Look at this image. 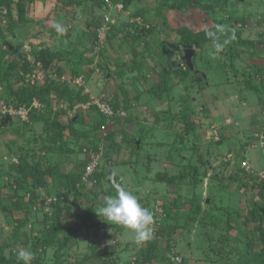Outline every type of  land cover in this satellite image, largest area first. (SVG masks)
Segmentation results:
<instances>
[{
    "label": "rangeland",
    "instance_id": "rangeland-1",
    "mask_svg": "<svg viewBox=\"0 0 264 264\" xmlns=\"http://www.w3.org/2000/svg\"><path fill=\"white\" fill-rule=\"evenodd\" d=\"M41 1L43 5L48 4L49 9L41 8ZM41 1L32 0V3L27 4L25 16L28 21L19 20L16 9L12 8L11 15L17 21L16 25H13V30L7 29L8 25L12 24L7 12L0 11V63L17 62L18 67L13 78L15 88L26 85L32 87L44 84L48 79H57L74 92L83 89V94L89 96V102L78 104L71 110L64 102L58 107H53L54 112L64 111L65 117H60L61 122L70 119L74 122L70 127L74 134L68 137L69 132L66 131L65 148H61L60 144L55 146L47 144V131L41 123L23 122L19 117H11L10 124L3 125L1 123L3 117L7 118L2 114L4 108L16 107L11 103L7 106L9 105L7 101L11 102L8 92L0 88V204L6 207L10 203L12 195L15 194L16 180L20 179L16 172L10 171L11 166L26 160L32 165L39 164L41 169L46 168L48 164L58 169L53 172V176L43 178L47 184L46 188L36 185L33 186L35 189L31 186L27 189L24 201L29 202L32 199L33 205H26L20 212L11 210L6 213L0 208V244L5 246L6 256L15 255L20 248L28 247L34 253L31 264H53L58 259L65 264H71L80 262L92 251H97L116 256L118 263L139 264L141 252L146 248L147 241L137 243L133 231L107 221L104 216L97 215V210L104 204L106 198L116 194V185L120 184L135 195L141 205L153 214L154 221L162 219L161 223H163L165 217L163 206L175 199L183 202L188 197L191 188L188 184L189 175H192L190 172L194 166L202 175L198 187L194 190L197 197L202 200V209L207 214L212 213L207 207L212 199L217 201L219 209L228 204L229 213L232 214V224L240 222L243 232L244 220L248 208L251 207L250 201L253 199L254 191L249 190L243 195L242 191L240 193L237 191V185L228 178L230 173L234 172L235 162L253 177L257 178L262 171L264 158L262 148L259 146L264 145V125L248 123L241 129L243 131L241 134V130L237 132L238 125L235 123L231 122V125L219 123L224 121L222 117H225L226 113L210 112L213 102L224 90L228 92L233 90L234 94L241 95L246 91L242 89V83L247 85L251 82L257 86H264L262 73L264 63H262L254 67L262 69L261 71L259 68L254 73L255 80L249 77V72L252 71L250 67L246 74H241V76L244 74L240 76L242 83L233 82L236 84L233 88L222 89V83L226 80L225 76L223 77L224 67L230 71V76L235 78L232 67L235 66L236 61L239 69L245 70L251 60L255 61L254 58L260 57L262 58L260 61L263 62L264 55L256 52L251 46H235L232 41L218 58L213 59L208 55L212 48L209 41L202 49L195 48L193 57L201 81L195 79L192 87L186 89L185 85L179 83L178 78L172 74L171 91L168 94H161L158 99L156 95L147 91L158 79L157 65L167 62L172 64L175 60L174 66L184 69L186 64L182 48L174 47L177 40L175 34L167 36L162 29L152 34L148 31L156 28V25L160 27L166 25L171 29L185 26L193 32H201L214 29L215 24L220 23L226 27L229 35L234 31L235 41L237 38L247 37L246 40L253 43L264 42V0H241V2L191 0L195 7L185 6L183 3L185 0H172L174 2L165 3L161 10L159 7L163 0H136L127 11L124 9L102 11L89 0ZM108 15L112 23L105 19ZM92 18H98L96 21L100 20L99 29L104 28V30L101 31V35L97 31L94 39L86 40L83 33L86 30L89 32L94 30L92 27L88 28ZM57 22L66 31L58 34L52 26ZM111 31L117 35L114 40L110 38V41ZM243 31L249 32L244 35ZM129 32L138 37L137 42L133 43L131 40L125 42L124 38ZM65 35H68V38H64ZM224 38L221 36V40ZM41 49L63 53L65 59L79 64V75L74 78L71 76L65 60L56 63L64 69L61 77L52 70H44L41 62H35L30 55L31 52ZM235 53L236 57L232 60L230 57ZM21 56L28 57L30 73L23 71ZM137 56L144 61L143 74H132L126 69L121 70L122 65L130 66ZM81 77L82 80L77 83ZM199 82L204 83L206 89H202ZM122 87L128 92L127 97L130 102L127 104ZM207 93L212 96L209 98ZM115 94H118L120 99V107L117 109L112 106ZM213 96L216 98H212ZM255 96V94L252 96L254 102ZM103 97L108 101L115 116L111 119L106 118L105 123L98 130L95 124L99 122L101 113L94 106V102ZM33 104L37 108L41 107L36 101ZM222 105L226 104L223 102ZM93 106L96 110L91 109ZM187 109L193 114L189 119L195 126L197 140L184 137L182 133L184 127L176 120L177 116ZM250 114L246 113L245 117ZM173 118L176 121L172 123ZM166 120L171 124L165 122ZM229 121L227 120V123ZM109 132L113 134L111 138L108 136ZM82 134L95 137L93 138L95 145L100 148L101 153V156L98 155L99 158L101 157V168L106 169H104L102 194L94 202L88 200L93 198L89 188L91 190L97 188L94 182L89 180V188H85L84 195L80 196L69 193L65 180L57 176V171H73L80 162H89L91 157L89 154L93 146L79 139ZM182 136L185 138L183 142L180 139ZM125 138L127 142L124 141ZM202 161L203 163H200ZM165 174L170 177L182 174L186 177L178 184L157 180L158 175ZM23 182L24 185L35 184L28 180ZM58 202L63 208L62 222L71 230L80 227L85 211L92 206V203L94 206L91 217L100 225L91 229L90 224L87 229H80L84 231L81 236L78 235L77 243L71 248L58 252L57 255V244L43 253L39 248L38 237L42 236L46 215L52 214L53 205ZM189 207L186 201L182 208L172 211L179 226L184 224L186 219L184 211ZM29 215L32 220L24 227L18 228L17 220ZM210 223L204 226L195 224L191 230L178 229L173 233L161 229L162 225H160L158 227L160 229H156L159 234L157 237L160 260L169 258L171 264H234L238 243L231 239L227 241L226 228L219 224L214 227L212 221ZM154 234L152 233L151 238ZM154 264H158V261Z\"/></svg>",
    "mask_w": 264,
    "mask_h": 264
},
{
    "label": "trees",
    "instance_id": "trees-1",
    "mask_svg": "<svg viewBox=\"0 0 264 264\" xmlns=\"http://www.w3.org/2000/svg\"><path fill=\"white\" fill-rule=\"evenodd\" d=\"M94 6L99 8V10L104 11L106 9V3L105 0H89ZM115 2H123V9L125 11L129 10L130 6L134 3L136 0H112ZM176 1V0H174ZM172 0H163L160 4V8L166 3L174 2ZM28 3H32V0H18L17 2L14 0H0V11L5 10L7 12L8 19L12 22V24L8 25V30H13V25H16V22L11 15L12 8L14 7L16 9V13L18 16V19L23 21H28V18L25 16V10ZM185 6L188 7H195L194 3L191 0H185L183 1ZM136 14H134L135 16ZM98 19V18H96ZM96 19L91 20L90 26L88 28H94L93 31L89 32L86 30L85 33H83V37L86 40L94 39L96 36L97 31H99L100 28V20L96 21ZM160 29H162L163 32H165L168 35L175 34L176 35V42H175V49L182 48L184 51L185 49H202V47L208 43L210 40L206 37L205 33L207 30H203L201 32H193L189 28L183 26L176 29H171L166 25H163L162 27L157 26L156 28H152L148 31V33L152 32H160ZM117 33L114 31H111L109 34V40L110 38H113L111 40H114ZM68 38V35H65L64 38ZM110 40V41H111ZM127 42L128 40H131L134 42L138 41V37L129 32L124 38ZM237 41L240 42V39L237 38ZM31 57L35 60V62H41L44 70H52L54 74H56L58 77H61L64 74V69L59 66L56 63H60L59 61L65 60L68 65V70L71 73V76L74 78L77 75H79V64H76V62H72L68 59H65L66 57L63 55V53H60L59 51H53L50 49H41L39 51L31 52ZM22 58V69L25 73H30L31 67L29 64V59L27 56H21ZM195 62L193 60V65L195 69ZM175 60L171 62H167L164 64L157 65L158 67V79L155 83H153L150 88H148V93L156 95L159 99L160 95L163 93H169L172 89V74L175 75V77L178 78L179 83L185 85L186 89H189V87H192V83L197 80L201 81L200 78V72L195 69V72L190 71L188 68H181V67H175L174 66ZM144 61L140 56H137V58L133 59L130 66L128 65H122L121 70L126 69L128 73L132 74H143L142 72V66H144ZM18 64L17 62H4L0 63V88L6 89L8 92V98L11 102L7 101V106H15V109L19 108H25L28 109V122L32 123H41L43 124L44 128L47 131L48 137H46L47 144L50 146H55L57 144L61 145V148H65V139L67 138L66 131L68 134V137L71 134H74L73 130L70 129L71 125L74 123L72 119L68 121L61 122L60 117H65L64 111H53V107L61 105L63 102L66 104L67 108L70 110L73 109L78 104H87L89 102V96L83 94V89H78L76 92H74L68 85H65L64 83H61L57 79H48L44 82V84L41 85H34L32 87H29L26 85L25 87L15 88L13 87V78H15V72L17 70ZM260 68V67H258ZM263 69V75H264V67ZM260 68V70L262 71ZM260 71V72H261ZM121 74V73H120ZM205 82V81H204ZM200 87L203 89H206L204 83L199 82ZM251 88L254 89L255 92L259 93V86L253 85L250 83ZM264 88V86H262ZM123 89V96L125 98V104L129 103V98L127 97L128 92ZM4 97V96H3ZM38 102L39 106L41 107L37 108L34 106V102ZM11 103V104H10ZM259 103L260 107L262 109V112L264 113V98L259 96ZM112 106L114 109H117L120 107V99L119 95L115 94V97L112 100ZM95 107L93 106V108ZM192 111L187 109L184 110L182 113H180V116H177V122L181 126L184 127V130L182 131L184 137L192 138L193 140H197L196 136V130L195 126L193 125L192 121L190 122V117L192 118ZM16 117V116H13ZM2 119L3 125H8L11 122V117ZM99 122L95 124V127L100 128L102 124L105 123L106 117L102 114L99 115ZM172 120V123L174 121ZM128 121V120H127ZM157 123L159 120L156 121ZM165 122L170 123L169 120H166ZM66 123V124H65ZM75 136V135H72ZM109 138L113 136L112 132H109L108 134ZM126 137V136H125ZM183 136L180 137L181 141H184ZM95 138L92 136H87V134H82V136L79 137V139L86 141L88 145L93 146V150H97L98 147L95 145ZM126 141V138L125 140ZM127 142V141H126ZM252 142V141H251ZM131 144V143H129ZM134 144V143H133ZM199 144V143H198ZM200 146V145H199ZM261 147V145L259 146ZM60 148V149H61ZM198 147L195 148L197 150ZM69 151V150H66ZM200 163H203L200 162ZM234 165V172L230 173L228 180L232 183H235L237 185L236 189L240 193L241 191L245 195L247 191L253 190V199L250 201L251 207L248 208V214L244 220L245 224V230L241 232V223L237 222L235 224H232L231 222V216L232 214L229 213V206L226 204L225 206H222L219 209V206L217 204V201L211 200L209 205L207 207L211 209L212 213L207 214L203 209L201 205L200 198L197 197L195 194V189L198 187L200 177L202 176L199 173V170L197 167H193L192 172H190L192 175H189V186L190 193L188 197H186L185 200L180 201L178 199H175L173 202L165 204L163 206V212H165V217H163V223L159 225H155L156 229L160 225H162L161 229L169 230L170 232H175L176 230H191L192 226L195 224L204 226L205 224L212 221V224H214V227L218 224L221 227L226 228L227 230V241L231 239L234 242L236 241L238 243V248H236V260L234 261V264H264V184L259 180V175L256 177L251 176L250 174L246 173L244 170L240 168V164H237L236 162L233 163ZM87 165L86 162H80L77 165V169L73 171L68 172H60L57 171V176L61 177L62 180H65V186L68 187L69 193H73L74 195H84L85 188H89V183L85 184L83 182V176L85 172V168ZM227 169V167L225 166ZM104 167L101 168V165L99 166V169L95 171L93 174V179L95 180V186L97 185V188L94 190H91L89 188L90 194H92L93 198L88 199L91 202H94L95 199L102 194V184L104 182L105 172ZM58 169H54L52 165L48 164L46 168H39V164L32 165L31 163L27 162L26 160H21L18 165H13L10 167V171L16 172L20 179L16 180V189L15 194L12 195V198L10 200V203L5 207L3 204H0V208L3 212L8 211H22L26 205H33L34 201L32 199L29 200V202H25V194L27 192V189L31 186L38 185L41 188H46L47 184L44 182L43 178L53 176V172ZM60 170V168H59ZM106 170V169H105ZM186 177V175H177L174 177H170L169 175H158L157 180L161 182H170L171 184H178V182H181L180 180L182 178ZM24 180L32 181L34 183H27L24 185ZM23 182V183H22ZM94 185V184H93ZM94 186V188H95ZM93 188V186H92ZM35 189V188H33ZM74 191V192H73ZM223 200V199H222ZM222 200L220 203L222 204ZM188 202L190 205L189 209L187 211H184L186 214V219L184 221V224L182 226H179L176 224V216L173 215L172 211L182 208L185 202ZM204 202V200H203ZM53 203V202H52ZM263 203V206H262ZM94 206V203H92V206L88 210L85 211V215L82 219V223L80 227L76 229H70L66 224L62 222V213L63 208L61 204L58 202L57 204L53 205V212L50 216L46 215V218L44 219L46 221V224L44 226V229L41 231L42 236H39L40 239L39 248L43 250V253L46 249L54 246L57 244L56 249V255L58 252L64 251L66 248H71L74 244L77 243L79 238V231L82 228H88L90 224L95 222L92 219V208ZM162 210V209H161ZM7 217L9 215L7 214ZM207 217L209 219L207 220ZM9 219V218H8ZM32 220L31 216H26L20 220H17V227L22 228L24 225H26L28 222ZM49 221V222H47ZM189 227V228H188ZM162 230V231H163ZM234 232V234H233ZM161 234V233H160ZM233 234V235H230ZM158 231L155 232V235L153 238H150V240L147 241L146 248L141 252L140 255V262L139 264H154L158 261V264H171V261L169 258H165L160 260L159 253H158ZM162 235H164V232H162ZM231 236V238H230ZM78 237V238H77ZM157 237V238H155ZM73 242V243H72ZM5 246L3 244H0V264H18L16 256L10 255V257L6 256L4 253ZM114 260V262H112ZM60 259L56 260L53 264H65L64 261ZM118 258L110 253L106 252H97L92 251L91 254L84 257L80 262L77 263H71V264H119Z\"/></svg>",
    "mask_w": 264,
    "mask_h": 264
},
{
    "label": "clouds",
    "instance_id": "clouds-1",
    "mask_svg": "<svg viewBox=\"0 0 264 264\" xmlns=\"http://www.w3.org/2000/svg\"><path fill=\"white\" fill-rule=\"evenodd\" d=\"M52 26L58 34L66 31L58 22L53 23ZM205 35L211 41L212 48L208 55L213 59L218 58L226 46L236 39L234 31L229 35L226 27L220 23L215 24L214 29L207 30ZM221 36L225 38L221 40ZM97 215H102L107 221L133 231L137 243L148 241L154 230L153 214L141 205L135 195L120 184L116 185V194L106 198L104 204L99 207ZM15 255L18 264H31L34 259V253L28 247L20 248Z\"/></svg>",
    "mask_w": 264,
    "mask_h": 264
},
{
    "label": "crops",
    "instance_id": "crops-1",
    "mask_svg": "<svg viewBox=\"0 0 264 264\" xmlns=\"http://www.w3.org/2000/svg\"><path fill=\"white\" fill-rule=\"evenodd\" d=\"M236 2H241V0H236ZM42 3H43V1H41V3H40L41 8H45V9L48 8L49 9L48 4L47 5H43ZM239 4H241V6H245L242 3H239ZM45 15L48 16L47 13H45ZM110 19H111V17H110ZM111 23H112V20H111ZM248 32L249 31H243L244 35H246ZM239 39H240V42L237 41V40L236 41L233 40L232 44H234L235 46H238V47H240V46H251V47H254L256 52H259V54L262 53L261 55H264V42L253 43L250 40H246L247 37L246 38H239ZM256 45H258L257 48H256ZM231 54L233 55L234 53L231 51ZM235 57H236V53H235V55L233 57H230V58L232 60H234ZM254 59H255L256 62L255 61L252 62V60H251L249 65H248V67H246L245 70L239 69V67L237 66L238 62L236 61L235 62L236 63L235 66L232 67L233 70H234L233 73H234V77L235 78L231 77L230 74H229L230 71L227 70L226 67H224L225 71L223 70V73H224L223 77L225 76L226 80L223 78L225 80V82L222 83V89L224 87L225 88H233L236 85V84H233V82H241L242 83V80H241L240 76H241L242 73L246 74V72L250 70V67H251L252 71L249 72V77L251 79L255 80L254 73L256 71H258L259 68L258 67L254 68V67H256L259 64L264 63V61L263 62L260 61V60H262V58H260V57L259 58H254ZM224 66H225V64H224ZM235 67H238V68L235 69ZM226 74L229 75V78H227ZM239 78H240V80H239ZM250 83L251 82H248L247 85L242 83V89H244L246 91L244 93H242L241 95L240 94L237 95V93L234 94L233 90L230 91V92L224 90L222 93H220V95L217 97V99H215V101L212 104L213 108L211 109L210 113H212L214 111H220L221 113L223 112V114L226 113L227 115L225 117H222V118H224V121H220L219 123L223 122L222 124L231 125V122H233L236 125H238L237 126V128H238L237 132L240 131L241 129L245 128L248 125V123L257 124L258 126L264 125V113L262 112V109H261L260 103H259V96L264 98V95H263L264 88L262 86H259V93L260 94H258L257 92L254 91V89L251 88ZM252 84L255 85V83H252ZM252 93L256 95L255 96L256 97L255 98V100H256L255 102H254V98L252 97L253 96ZM207 95H209V94L207 93ZM211 96L212 95H209V98ZM212 98H216V97L213 96ZM223 102L226 104L225 106L222 105ZM246 113H251V114L247 115L245 117ZM227 120H230V122L227 123ZM242 133H243V131L241 130V134ZM252 143L256 144L257 142L256 141H252ZM263 169H264V167H263ZM94 223L95 222H93L92 224H94ZM83 231H84V229L80 231L79 236L82 235Z\"/></svg>",
    "mask_w": 264,
    "mask_h": 264
},
{
    "label": "built area",
    "instance_id": "built-area-1",
    "mask_svg": "<svg viewBox=\"0 0 264 264\" xmlns=\"http://www.w3.org/2000/svg\"><path fill=\"white\" fill-rule=\"evenodd\" d=\"M105 3H106V9L107 10H114V9L118 10V11L123 10V2H121V1L120 2L117 1L114 3L112 0H105ZM105 19L108 22H111L109 15ZM102 30H104V28L99 29L100 35L102 33L101 32ZM81 80H82V77L79 80H77V83H80ZM107 102L108 101H106L103 97L101 99H97L94 102V104H95L94 106H96L98 108V110L100 111V113L102 115H104L107 119H111L115 116V113ZM28 111L29 110L25 109V108L14 109V108L8 107V108H4V110L2 111V114L7 116V118L16 116V117H19L23 122H26V121H28ZM102 129H104V127H102ZM261 148H262L261 151H262L263 156H264V145H261ZM98 155L101 156L100 148H98L97 150H92V152H90L89 157L90 156L91 157L89 159V162L86 165L84 176H83V182L84 183H89L88 182L89 180H91L92 182L95 183V180L93 179V174L95 173L96 170L99 169L100 160H101V157L99 158ZM259 180L261 182H263V184H264V169L259 173ZM159 220L160 219H157L154 223L153 233L156 232L155 225H158V222H160ZM119 264H122V263H119Z\"/></svg>",
    "mask_w": 264,
    "mask_h": 264
},
{
    "label": "water",
    "instance_id": "water-1",
    "mask_svg": "<svg viewBox=\"0 0 264 264\" xmlns=\"http://www.w3.org/2000/svg\"><path fill=\"white\" fill-rule=\"evenodd\" d=\"M184 53V59H185V64H186V67L192 71V72H195V69H194V65H193V57L195 55V50L194 49H185L183 51ZM99 223H94V224H91V229H94L96 227H99Z\"/></svg>",
    "mask_w": 264,
    "mask_h": 264
}]
</instances>
